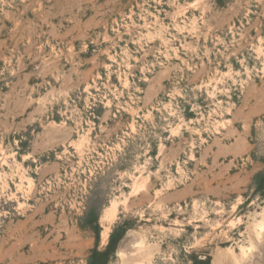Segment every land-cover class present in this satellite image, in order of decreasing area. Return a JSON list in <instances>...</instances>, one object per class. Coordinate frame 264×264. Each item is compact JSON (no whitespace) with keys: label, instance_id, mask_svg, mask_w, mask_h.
<instances>
[{"label":"rangeland","instance_id":"obj_1","mask_svg":"<svg viewBox=\"0 0 264 264\" xmlns=\"http://www.w3.org/2000/svg\"><path fill=\"white\" fill-rule=\"evenodd\" d=\"M0 264H264V0H0Z\"/></svg>","mask_w":264,"mask_h":264},{"label":"trees","instance_id":"obj_2","mask_svg":"<svg viewBox=\"0 0 264 264\" xmlns=\"http://www.w3.org/2000/svg\"><path fill=\"white\" fill-rule=\"evenodd\" d=\"M95 258H101L103 256V254L101 252H96L94 254Z\"/></svg>","mask_w":264,"mask_h":264},{"label":"bare ground","instance_id":"obj_3","mask_svg":"<svg viewBox=\"0 0 264 264\" xmlns=\"http://www.w3.org/2000/svg\"><path fill=\"white\" fill-rule=\"evenodd\" d=\"M110 217V216H109Z\"/></svg>","mask_w":264,"mask_h":264}]
</instances>
